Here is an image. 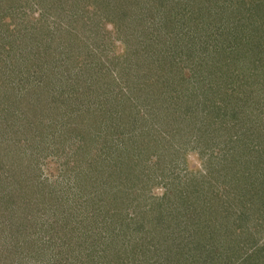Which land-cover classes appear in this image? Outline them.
I'll use <instances>...</instances> for the list:
<instances>
[{
    "label": "trees",
    "instance_id": "obj_1",
    "mask_svg": "<svg viewBox=\"0 0 264 264\" xmlns=\"http://www.w3.org/2000/svg\"><path fill=\"white\" fill-rule=\"evenodd\" d=\"M0 10L1 258L14 264L6 251L40 241V252L46 239L72 249L76 226L61 220L76 215L78 245L102 252L85 264H134L113 218L132 207L139 220L121 232L149 239L156 264H264V0H0ZM112 31L122 52L106 62ZM188 151L202 171L146 196L167 186L148 161L172 172ZM41 156L66 181L43 174Z\"/></svg>",
    "mask_w": 264,
    "mask_h": 264
},
{
    "label": "rangeland",
    "instance_id": "obj_2",
    "mask_svg": "<svg viewBox=\"0 0 264 264\" xmlns=\"http://www.w3.org/2000/svg\"><path fill=\"white\" fill-rule=\"evenodd\" d=\"M19 10H21V7H19ZM1 11L2 10H0V12ZM38 13L39 12H34L33 14L29 13V15L27 14L28 17L25 16L24 19H26V21L30 20L31 18H32V20H35ZM66 18H68V17H66ZM52 20L53 19L50 18L49 23H51L50 21H52ZM89 21H90V18L84 17L81 19V16H80V23H81L83 28L85 26L86 29H89L91 26H93V24L92 23L90 24ZM50 25L52 26V24H50ZM98 25H101L100 19H99ZM74 28L77 29L78 26H75ZM106 30H108L109 32L112 30L111 24H108L106 26ZM71 31L76 32L74 29H71ZM84 31H86V30H84ZM87 34L88 33L78 34L80 37L79 40H82V39L87 40L88 41L87 43L90 44L91 42H90V40H88ZM109 36H110L109 37V44L107 45V48H109V50H107L106 57L103 56V58H102L106 62H109L108 60H110V58L114 54L122 52V47L120 46V42L118 40H116L115 38L113 39V37H114L113 31L111 32V34ZM73 37H75V36H73ZM112 40H113V42H112ZM61 42L63 43V41H61ZM82 54H83L82 57L85 56V58H86L85 52L82 51ZM7 55L8 54H6L5 50H0V63H1V65H2L3 60L7 59ZM57 57L60 58L58 61V62H60V60H61L60 55H57ZM85 58L83 61L87 62V60L85 61ZM70 66L72 67L73 70H75L76 67H74L72 64H70ZM110 66H111V64H110ZM86 73H87V71H86ZM261 94L264 95V91L261 92ZM9 137H13V140L15 141L16 146L21 144V138L22 137H20L19 135L11 134ZM47 142H49V141L47 140ZM21 147L23 148V150L27 151L28 154L31 153L30 150L28 149V147L26 145H24V143H23V146H21ZM40 147H41V151H42L43 155H45V150L43 149L44 146L41 144ZM49 149L52 151L49 154H52L53 152H57L56 154L60 155V153H59L60 151L58 150V149H60V147L57 149L48 148V149H46V153L49 151ZM42 156L40 157L39 161H40L41 167L43 168V170H45V172L43 174L51 175V171H50V173H47V169L50 170L51 167L56 168L58 171L51 175L52 176L51 179L52 180L56 179L59 182H62L61 181L62 179L65 180L66 176L63 175L65 173V170H62L59 167H57L58 165L56 163H53V162L47 160L48 157L42 158ZM52 156H54V155H50L49 158H51ZM55 156H57V155H55ZM184 160H185L184 164L182 163L183 166L177 165V167L173 168L172 172L169 171V169H167L168 168L167 165H169L167 163V161L165 163H158L159 165L156 164V166H154L155 159H153V161L149 160L147 163L148 169H150L151 172H154L151 175H153L155 177L156 181L164 182L165 184H167V186H165L163 183H162L163 186L158 184V185L154 186L151 190H149V193L147 192L146 196L147 195L160 196L168 189V187L171 184H177V183L181 182L179 179L183 178V176H185L186 174L188 175L191 172L198 174L199 172L202 171L204 158L201 157L196 151H188L186 153ZM46 162H47V164H46ZM152 164H153V166H152ZM40 178L42 179L45 177L40 176ZM48 184H50V183H48ZM58 186L62 187V184L58 185ZM125 203H126V205H129V204H127L128 201L127 202L125 201ZM135 203H136V201H133L134 206H136ZM121 206L123 207V205H121ZM134 214L135 213L133 211V208L131 207L130 215L125 220H123L124 219V217H123L124 209L122 210V216H121V214H117V215L115 214L113 216L114 222H115V228H116L115 237L117 239L115 241L116 242L115 244H117L118 246H122V248L128 247V249H130V250L133 249L134 251L137 252L133 255L130 254L131 256L129 255L130 257H132V260L135 262L134 264H156L155 260H156V258H158L160 256H153L154 255L153 254L154 246H153L152 242H150L149 239H147L145 237L141 238L139 236L138 237L133 236L127 230H126V232H124V231L121 232L122 229L120 228V226L125 225V224L128 225L127 220H129L130 217H132L135 220H139L138 215L137 214L134 215ZM146 220H148V219H146ZM61 221H59V222L64 223L67 221V223H71V225L76 226L77 231L74 232L73 236H75L74 240L78 241V244H79V242L84 239V236H83L81 229L78 228L79 227V225L77 223L78 217L76 215H69V216L63 217ZM40 222L42 224V221H40ZM85 222H88V220H86ZM144 222H145L144 225H147L148 223H150L149 221H144ZM0 223L1 224L2 223L7 224L8 222L4 218V220L0 219ZM121 223H122V225H120ZM129 223L131 224L130 221H129ZM1 224H0V226H1ZM83 225L85 226L84 223H83ZM84 226H80V228L84 229L85 232L88 233V235L85 237V239L88 240L89 239L88 236L91 237L93 235H90V233H91L90 232V225H86L87 227H84ZM35 231L42 233L39 231V229H35ZM138 234H140V233H138ZM55 239L56 238H54V240ZM39 242L40 241H37L36 243L34 242L33 245H31L30 249L27 251L24 250L23 252H20L18 250L16 253H11V255L9 253H7V251H6L5 256H8V257L11 256L14 259V264H85L89 259L90 260L95 259V263L97 261L101 260V259H99V257H97V254H102L101 250L97 249L96 251H91L88 253V250H85L82 248L85 244L82 247H80V245L76 244V245H74V247L72 249H69V247H66V245L61 246L60 245L61 242L59 240H56V243L53 244V241L46 239L45 240V248L43 250H40V252H36L34 250V248L36 246H34V245H37V243H39ZM90 243H92V242H90ZM14 250H16L15 246H14ZM87 255H90V256H87ZM7 259L8 258L5 259V258L0 257V264H9V262H8L9 259L8 260Z\"/></svg>",
    "mask_w": 264,
    "mask_h": 264
}]
</instances>
